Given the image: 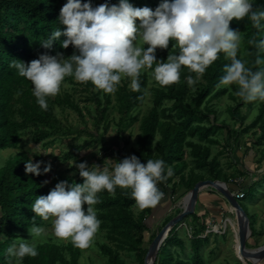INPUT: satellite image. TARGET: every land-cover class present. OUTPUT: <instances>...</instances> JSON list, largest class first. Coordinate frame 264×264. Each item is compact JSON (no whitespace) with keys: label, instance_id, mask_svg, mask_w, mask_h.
<instances>
[{"label":"trees","instance_id":"16d2710c","mask_svg":"<svg viewBox=\"0 0 264 264\" xmlns=\"http://www.w3.org/2000/svg\"><path fill=\"white\" fill-rule=\"evenodd\" d=\"M129 2L134 7L147 6L155 10L162 0H129ZM65 3L66 0H0V150H18L17 154L0 169V234L6 237L0 240V264H8L6 249L14 239L30 237L28 230L33 224L40 227L45 225L40 217H35L31 208L37 197L49 194L50 185L44 181L46 174L35 176L25 173V163L29 159L33 162V159L27 152L20 151L22 138L30 134L35 144H42L54 134L64 133L65 130L72 132L70 128L62 129L56 114L57 108L61 110L69 108L81 117L84 116L81 102H76L75 94H69L67 91H64V95L48 97L47 110L41 109L32 94L31 82L20 77L16 69L10 67L12 60L28 64L44 53L55 55L59 51L65 58L73 54L74 49L71 45L68 49L60 47V43L65 39L63 36L54 42L51 50L44 49L40 45V42L47 39L53 31L58 28L62 32L65 30L66 26L60 25L58 21ZM103 3L111 6L118 4L119 0L111 2L100 0L97 4ZM255 3L254 8L256 6L264 8V0H255ZM261 23L264 24V21ZM229 27L239 31L242 36L238 58L245 61L246 66L253 71L264 68V64H255L257 49L253 44L248 43L249 40L264 39V28H253L246 17L239 21L234 18ZM173 44L175 41H170L168 49H157V60L166 61L169 53L178 54V48L172 47ZM144 47L147 49L148 46ZM218 55L219 58L206 69L194 86L187 83L186 77L191 75L195 78V73L183 66L180 81L169 86L159 85L152 74L142 71L139 76L141 85L139 92L131 90L130 78L122 79L114 94H105L90 82L80 83L71 76L65 78V83L73 86L74 93L80 91L83 94V108L96 127L94 131H85L90 139L77 146L75 151H68L62 156L64 161L71 159L77 163L87 162L81 157L80 151L96 144L101 145L105 156L110 155L114 160L119 161L128 157L125 155V149L129 141H125L124 147L119 148L117 144L109 147L104 133L111 128V122H117L115 124L118 130L117 136L123 140L120 134L133 122L138 121V115L147 96L146 89L153 79L152 107L141 121L136 147L131 150L129 156L135 155L144 164L149 159H162L166 167L172 168L173 176L166 182L157 184L164 193V201L161 200L155 207L143 210L136 206L130 189L117 187L115 196L106 190L98 193L99 203L94 207L97 210V218L101 221L99 231L105 234L107 240L99 250L107 259V264H127L122 258V251L134 253L137 262L144 264L149 246L158 234L155 233L149 240L148 246H144L145 234L150 231L149 218L153 217L159 221L166 214L165 210L168 206L170 208V205L174 204L176 197L184 198L198 182L203 180L224 182L232 193L241 191L244 196L237 200L247 213L252 237H257L259 234L255 227L256 215L249 211V206L263 195L264 171L254 182L251 181L249 173L240 168L234 174L228 175L220 168L218 156H213L212 147L222 146L223 140L222 151L233 150L234 143L241 145L244 134L257 129L250 142L260 148L258 152L264 159V101L246 102L236 95V85H220V78L225 74L224 67L231 61L223 53ZM260 56L264 59V53H260ZM225 96L230 102L226 110L235 122L234 127L227 119H220V114L214 105V101H220ZM255 106L258 107L256 119L251 125L239 131L246 120L241 115L242 109L244 107L252 109ZM111 109L119 114L118 121H107L106 115ZM101 129L104 133L100 132ZM82 132L78 131V135ZM236 178H243L244 182L238 185ZM65 180L69 184L83 183L81 177L60 178L59 182ZM182 189L184 192L181 194ZM135 209L139 210L138 213ZM209 214L206 212L203 216H199L196 212L188 217L192 219L191 224L185 221L186 227L192 230V237L188 241L184 239L188 237L187 228H174L161 247L155 264H205L203 250L209 245L212 234H207L205 237L202 235L208 230L206 219ZM173 218L166 217L165 223L159 230L161 231ZM213 236L218 239L217 235ZM222 238L225 239V236L223 235ZM188 244L191 248V258L187 255ZM82 250L74 247L72 243L66 245L44 243L37 246L36 257H25L22 264H80ZM235 264L243 263L237 260Z\"/></svg>","mask_w":264,"mask_h":264},{"label":"clouds","instance_id":"9594fccd","mask_svg":"<svg viewBox=\"0 0 264 264\" xmlns=\"http://www.w3.org/2000/svg\"><path fill=\"white\" fill-rule=\"evenodd\" d=\"M254 5L255 0H162L152 10L134 7L129 0H119L111 6H93L91 0H66L58 18L65 30L58 28L40 45L51 50L63 36L60 47L68 49L71 45L73 54L65 58L59 51L55 55L44 53L28 64L12 60L10 67L31 82L37 104L47 110V98L58 95L62 86L68 87L66 77L90 82L105 94H114L122 79L130 78L131 90L139 92L142 71L152 70L159 85L169 86L180 81L183 66L195 73V78L186 77L187 83L194 86L223 53L231 62L224 67L220 85H236V95L246 102L264 101V68L253 71L238 58L242 36L229 27L234 18L239 21L246 17L253 28H264V8ZM170 41H175L172 47L178 48V54L169 53L166 61L157 60L156 50L168 49ZM248 43L257 49L255 64H264L260 56L264 53V39ZM105 161L107 166L104 163L103 167L75 162L83 183L60 181L47 196L37 197L31 208L35 217L51 221L55 237L70 240L80 249L89 248L100 229L94 207L99 203L98 193L106 190L115 196L117 187L130 189L136 206L143 210L161 202L164 193L157 184L173 176L172 168L166 167L162 159H149L144 164L131 155ZM42 163L29 159L25 173L40 176L50 172V164L41 172ZM82 205H87L86 211ZM28 233L30 240L17 238V243L14 239L6 249L8 264H22L25 257L38 255L37 246L46 242V230L33 224ZM3 239L6 237L0 234Z\"/></svg>","mask_w":264,"mask_h":264},{"label":"rangeland","instance_id":"374dc122","mask_svg":"<svg viewBox=\"0 0 264 264\" xmlns=\"http://www.w3.org/2000/svg\"><path fill=\"white\" fill-rule=\"evenodd\" d=\"M93 5L99 4L100 0H91ZM98 3V4H97ZM148 46V45H147ZM150 74L152 71L147 70ZM125 79V78H123ZM68 87L61 88L59 92L60 95H64V91H67L69 94H75L76 102H81V109L83 111V117H81L78 113L74 112L71 109L61 110L59 108L56 109L57 118L60 122V125L63 129L70 128L72 132H60L58 134H54L51 138L43 142L42 144H35L32 141V136L27 134L22 138V142L20 144V151L27 152L29 156L33 159V162L42 161L41 167L50 164L51 171L48 172L44 178V181H47L50 185V190H52L55 185L59 182L60 178L66 179L68 177H72L78 179L80 176L75 168L74 160L64 161L62 156L66 154L68 151H75L77 146L84 144V142L90 139L89 134L85 132L86 130L94 131L96 127L94 126V121L89 118L87 112L85 111L84 103H83V94L80 91L74 93L72 89L73 86L69 83H66ZM153 79L150 80L149 86L146 89V99L141 108V113L138 115V121L133 122L131 126H129L124 132L120 135L123 140H120L117 136V128L115 127V122H111L112 126L107 132H103L101 129L100 132L104 133L107 145L109 147L114 146L115 144L118 147H124L125 141H129V145L125 149V155L129 156L131 154V150L136 147L137 138L140 135V125L141 121L147 116L151 107H152V92L151 88L153 87ZM214 105H216V109L220 114V119H227L229 124L234 127L235 122L229 117L227 112V107L230 105V102L225 96L220 101H214ZM111 108L113 105L110 106ZM258 107H254L252 109H248L244 107L242 109L241 115L246 118L243 127L239 129L241 131L244 127L249 126L253 123V121L257 117ZM137 114V112H135ZM107 121H118L119 114L116 110L111 109L106 115ZM252 130L248 134H244L242 136L241 145L239 143H234L232 149L230 151L223 152L222 147L224 145V141L222 140V146H214L212 147L213 156H218L220 161V168L224 171V173L228 175H232L235 171L240 168L249 173L251 181H256L258 179V175L264 171V159H262L261 154L258 152L260 149L258 146H253L250 142V139L254 135V131ZM64 131V130H63ZM78 131H83L80 135H78ZM49 144L47 145V143ZM234 151V152H233ZM18 150L9 149V150H0V162L3 163V166L6 162L16 155ZM81 157L87 160V164L92 166L93 164L99 165L103 167L107 166V159H113L110 155L105 156L101 145L96 144L90 148H86L85 150L80 151ZM114 160V159H113ZM105 161V162H104ZM77 163V162H76ZM234 166H231V165ZM2 167H0L1 169ZM257 169V170H256ZM256 170V171H255ZM75 173V174H73ZM236 182L238 185L242 184L244 181L243 178H236ZM246 186V185H245ZM239 190V189H238ZM184 190H181V194ZM241 192V191H239ZM263 195H260V199L255 201L249 206V211L256 215V224L255 227L259 234L257 237H250L248 239L247 248L250 250H256L264 245V190H262ZM237 193V192H236ZM200 200L198 202V206L196 212L199 216H203L206 212L209 211V217L206 219V223L208 226V230L202 237H205L207 234H212L210 238L209 245L205 246L203 250V256L205 260V264H224L230 263L235 264L239 258L238 254V229H237V221L234 214V211L231 209L229 204L225 202V199L217 192H212V190H204L200 194ZM167 199V198H166ZM163 200V199H162ZM173 205L168 206L166 214L159 221L154 219L153 217L149 218V233H146V243L145 247L148 246L149 240L152 236L158 233L160 228L166 221V217H176L181 213V202L183 198L181 196L176 197ZM164 201V200H163ZM82 208L85 209L87 206L82 205ZM138 209H135V212L138 213ZM227 221V227L225 226V222ZM45 225L42 226L46 230V242L44 243H53L58 245H66L71 243L70 240H60L53 234L51 221H44ZM187 223H192L191 218L186 219ZM183 227L179 228L182 229ZM187 227L184 226V229ZM188 229V237H184L186 241L192 237V230ZM217 235L218 239L215 236ZM225 236V239L222 236ZM31 236L24 239L30 240ZM18 241V240H17ZM42 243V244H44ZM107 243L105 238V234L103 232L98 231L96 234L92 245L83 249L80 257V264H107V259L103 257L100 253L99 247L102 244ZM38 245H41L38 243ZM188 246L187 255L189 258L192 257L190 252L191 248ZM122 258L127 262V264H139L136 260L135 254L131 252H121ZM264 264V261L261 263Z\"/></svg>","mask_w":264,"mask_h":264},{"label":"water","instance_id":"95a60500","mask_svg":"<svg viewBox=\"0 0 264 264\" xmlns=\"http://www.w3.org/2000/svg\"><path fill=\"white\" fill-rule=\"evenodd\" d=\"M204 190H213L219 193L234 211L236 221L238 222L240 235V257L238 260L243 264H261L264 261V245L256 250H250L247 248L248 239L252 236L250 221L247 213L235 197V194L230 191L227 184L224 182L203 180L198 182L195 187L183 198V201L186 199L189 200L187 206L181 207V213L173 218L169 223H167L160 232H158L155 239L149 246L144 264H148L150 259H152L151 264H155L158 253L161 247L164 245L165 240L168 238L170 232L176 227L179 229L186 226L185 221L188 217L196 213L200 194ZM225 226L227 227V221L225 222Z\"/></svg>","mask_w":264,"mask_h":264},{"label":"bare ground","instance_id":"6f19581e","mask_svg":"<svg viewBox=\"0 0 264 264\" xmlns=\"http://www.w3.org/2000/svg\"><path fill=\"white\" fill-rule=\"evenodd\" d=\"M188 200H189V199H186V200H184V201L182 202V207H183V206H187V204H188ZM237 229H238V236H237V238H238V254H239V257H240V251H239V239H240V235H239V226H238V222H237ZM151 263H152V259L149 260L148 264H151Z\"/></svg>","mask_w":264,"mask_h":264},{"label":"built area","instance_id":"2783aa9c","mask_svg":"<svg viewBox=\"0 0 264 264\" xmlns=\"http://www.w3.org/2000/svg\"><path fill=\"white\" fill-rule=\"evenodd\" d=\"M109 2H111L112 0H108ZM235 194V197L237 198V199H242L243 198V193H241V192H237V193H234Z\"/></svg>","mask_w":264,"mask_h":264},{"label":"crops","instance_id":"0c3cea01","mask_svg":"<svg viewBox=\"0 0 264 264\" xmlns=\"http://www.w3.org/2000/svg\"><path fill=\"white\" fill-rule=\"evenodd\" d=\"M199 200H200V198H199ZM209 212V211H208Z\"/></svg>","mask_w":264,"mask_h":264}]
</instances>
